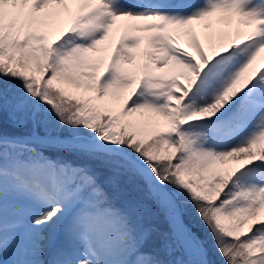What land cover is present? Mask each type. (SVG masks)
Segmentation results:
<instances>
[{
	"label": "snow or ice",
	"instance_id": "obj_1",
	"mask_svg": "<svg viewBox=\"0 0 264 264\" xmlns=\"http://www.w3.org/2000/svg\"><path fill=\"white\" fill-rule=\"evenodd\" d=\"M0 264H264V0H0Z\"/></svg>",
	"mask_w": 264,
	"mask_h": 264
}]
</instances>
